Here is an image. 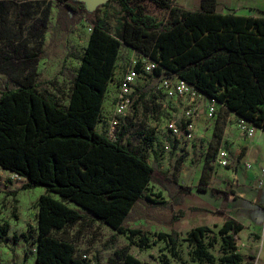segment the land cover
<instances>
[{
  "label": "trees",
  "instance_id": "obj_1",
  "mask_svg": "<svg viewBox=\"0 0 264 264\" xmlns=\"http://www.w3.org/2000/svg\"><path fill=\"white\" fill-rule=\"evenodd\" d=\"M116 1L122 16L113 35L105 18L94 15L98 7L89 10L81 0H57L63 28L83 16L91 24L88 44L76 55L80 66L72 76L68 102L62 104L45 88L37 70L53 0H0V73L17 82L0 95V167L23 177L22 189L46 188L35 204L36 238L31 226L12 236L14 243L23 239L35 245V264H89L77 255L71 240L55 232L96 221L129 240V245L115 251L112 264H146L129 249L133 244L150 248L149 232L130 227L127 221L140 202L167 205L147 195L146 189L157 183L166 190L177 186L182 195L191 191V186L178 182L175 170L162 171L148 161L146 150L153 138H147L148 146L133 147L125 141V127L116 140L97 129L124 46L159 61L155 73L186 80L217 105L264 130V16L219 13L218 0H200L197 8H185L174 0ZM153 10L163 14L157 16ZM215 137L220 138L216 132ZM213 160L214 154L206 158L207 163ZM196 189L223 199L231 194L210 186L207 172ZM69 202L89 214L70 207ZM179 203L176 198L170 204L171 232H156L153 242L165 241L175 258L179 256L177 223L184 213H176ZM201 211L227 219L217 234L206 224L187 231L192 257L200 264H254V256L238 251L243 223L224 207ZM9 231L8 222L0 223V243L6 242ZM218 237L222 255L217 260L209 248ZM28 258L26 250L20 264ZM160 260L172 264L165 255Z\"/></svg>",
  "mask_w": 264,
  "mask_h": 264
},
{
  "label": "rangeland",
  "instance_id": "obj_2",
  "mask_svg": "<svg viewBox=\"0 0 264 264\" xmlns=\"http://www.w3.org/2000/svg\"><path fill=\"white\" fill-rule=\"evenodd\" d=\"M174 1L185 8H195L199 5V0ZM153 13L157 16L163 14L158 10H153ZM58 15L59 6L57 0H53L48 23L49 28L42 43L44 53L37 70L39 79L45 88L55 94L62 104H66L72 84V76L80 66L76 55L82 54L88 44L91 24L83 16L65 29L59 24ZM94 15L105 18L108 30L111 34H115L122 16L121 8L116 0H112L106 6L99 5ZM124 52L127 51L124 50ZM126 55L129 54L126 53ZM123 69L118 71L117 76L113 79V84L122 76ZM161 75L157 73L144 74L137 79L134 102L124 125L125 130H127L124 138L133 147L148 146L149 140L147 138H153L146 150L148 161L162 171L175 170L178 182L191 186V191L182 195L177 191V186L172 190L171 188L166 190L157 183H150L145 193L159 201L167 202V205L140 202L136 206L127 224L130 227L140 226L148 231L152 245L150 248L141 249L133 244L130 245L129 252L146 264H161L162 255L167 256L172 264H200L191 255L192 246L186 240L187 231L192 227L206 224L212 228L213 233L217 234L219 226L222 225V223L217 222L221 221L224 215L201 211V209L216 210L225 208L227 205L230 206L221 196L212 195L210 192H200L196 189L204 172L208 173V181L211 182L214 171L217 170L216 166H220L215 162L218 151L217 143L219 142L218 137H215V132L220 135V128L214 129V136L210 141L212 123L207 122L202 135H198L196 130V137L192 142L185 146H178L173 141L167 124L171 119L181 117L183 104L166 99L160 87ZM16 86L17 82L0 73V95L3 90ZM115 92L116 85L114 84L113 92L108 93V97L105 99L110 104L109 108L104 111L105 115L113 109ZM98 131H100V127ZM213 154L215 160L207 163L206 158ZM213 180L215 181V179ZM25 182L23 177L0 167V223L8 222L10 224L8 239L6 242L0 243V264L22 263L26 250L29 251V258L25 264H35V245L30 246L23 239L14 243L12 236L14 233L26 232L28 226H31L34 239L36 238L37 209L35 204L39 197L46 193V188L22 189ZM225 182L226 177L224 175L221 177V181H215V184L224 186ZM51 194L59 199L57 194ZM176 198L180 199V203L175 205L176 213L184 212L177 223V231L179 232L178 258L170 253L165 241L158 240L153 243L156 240V232H171V228L168 226L172 214L170 204L175 202ZM69 206L89 214L73 202H69ZM259 211L260 209L257 208L254 214ZM146 216L148 218H145ZM55 235L71 240L75 244L77 255L86 254L89 264H112L110 259L114 257L115 251L129 245L126 235L119 234L110 226L98 221L92 224L79 222L63 231L55 232ZM241 236L243 238L245 233ZM220 245L221 239L218 237V242L209 248L217 260L222 255Z\"/></svg>",
  "mask_w": 264,
  "mask_h": 264
},
{
  "label": "crops",
  "instance_id": "obj_3",
  "mask_svg": "<svg viewBox=\"0 0 264 264\" xmlns=\"http://www.w3.org/2000/svg\"><path fill=\"white\" fill-rule=\"evenodd\" d=\"M218 2L217 11L222 14L232 11L242 16H264V0H218ZM124 50L131 56L127 47L121 49L114 77L121 68L126 66L130 58ZM113 87L114 84L111 81L105 99L108 93L113 92ZM105 99L102 106L103 114L110 105ZM237 118V114L229 112L224 105L219 104L212 118L206 115L204 109L201 110L195 120V125L198 135H202L205 124L212 123L210 141L214 136V129L220 128L218 150L221 148L228 150L229 165L216 166L217 170L214 171L212 178L215 181H221V177L225 175L226 182L224 186H218L212 179L209 185L231 191L229 197L224 199L230 204L229 207L228 205L225 207L226 213L244 225L239 232L238 251L244 255L254 256V264H264V174L261 173V167H264V130L256 127L255 134L252 137L247 136L239 129ZM99 127L100 124L97 129ZM246 162L251 163L252 167H246L244 165ZM257 208L260 211L254 214ZM226 219L227 217L224 216L217 223L223 224ZM243 233L245 236L242 238Z\"/></svg>",
  "mask_w": 264,
  "mask_h": 264
},
{
  "label": "built area",
  "instance_id": "obj_4",
  "mask_svg": "<svg viewBox=\"0 0 264 264\" xmlns=\"http://www.w3.org/2000/svg\"><path fill=\"white\" fill-rule=\"evenodd\" d=\"M90 30L91 27L89 28ZM127 48L131 52V56L122 76L114 83L116 85V92L113 98V109L109 114H103L102 120L99 122L100 132L111 140L117 139L118 133L125 125L129 110L134 102L133 98L136 91L137 79L144 74H154L155 70L160 67L159 61L144 55L136 49ZM160 87L166 99L183 104L181 117L171 119L167 124V128L171 133L173 141L178 146H185L196 137L195 120L200 111L204 109L206 115L212 118L218 108L217 102L215 99L207 97L186 80L176 76H168L165 73L161 75ZM237 125L245 135L252 137L255 134L256 126L246 119L238 117ZM216 162L223 167L229 165V152L226 148H221L217 151ZM244 165L248 168L252 167V164L249 162H246ZM261 173L264 174V167H261ZM82 257L88 260L86 254H83Z\"/></svg>",
  "mask_w": 264,
  "mask_h": 264
},
{
  "label": "water",
  "instance_id": "obj_5",
  "mask_svg": "<svg viewBox=\"0 0 264 264\" xmlns=\"http://www.w3.org/2000/svg\"><path fill=\"white\" fill-rule=\"evenodd\" d=\"M86 3L89 10H94L99 5L105 4L108 0H81Z\"/></svg>",
  "mask_w": 264,
  "mask_h": 264
}]
</instances>
